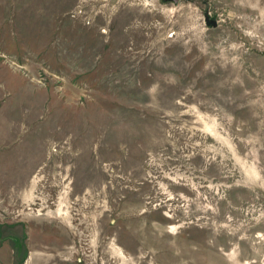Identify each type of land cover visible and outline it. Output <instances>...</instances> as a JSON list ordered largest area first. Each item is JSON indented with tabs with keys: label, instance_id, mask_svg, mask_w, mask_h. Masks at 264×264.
<instances>
[{
	"label": "rangeland",
	"instance_id": "rangeland-1",
	"mask_svg": "<svg viewBox=\"0 0 264 264\" xmlns=\"http://www.w3.org/2000/svg\"><path fill=\"white\" fill-rule=\"evenodd\" d=\"M0 264H264V0H0Z\"/></svg>",
	"mask_w": 264,
	"mask_h": 264
}]
</instances>
